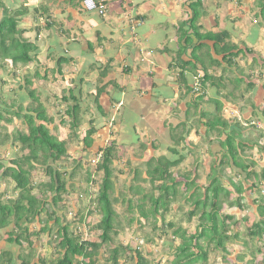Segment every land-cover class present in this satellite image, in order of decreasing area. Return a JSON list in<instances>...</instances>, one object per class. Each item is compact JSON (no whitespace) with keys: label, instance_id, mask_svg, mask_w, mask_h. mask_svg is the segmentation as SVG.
Instances as JSON below:
<instances>
[{"label":"trees","instance_id":"trees-1","mask_svg":"<svg viewBox=\"0 0 264 264\" xmlns=\"http://www.w3.org/2000/svg\"><path fill=\"white\" fill-rule=\"evenodd\" d=\"M47 1L44 0L37 7L22 2L11 8L0 2V8L5 15L0 21L1 70L21 77L20 69H29L42 53L43 43L39 39L44 32L50 31L54 35L53 30L56 29L57 35L69 39L71 30L65 29L64 24L57 26V20L52 14L53 6L60 1L62 4L59 5H66L61 7L62 11L67 12L71 7L74 11H80L84 9V0ZM94 1L97 5L103 4L106 10L110 2ZM205 1L193 0L184 7L187 14L192 11L188 14V20L193 33L185 39L192 48L193 59L184 62L183 66L195 68L188 72L195 76L194 83H199L201 88L196 92L187 80L186 71H179L178 84L185 92L182 93L184 95L181 101L186 102L187 110L174 109L173 113L178 118L174 125H168L169 120L162 121L163 124L158 120L156 129L140 127L149 130L145 136L147 141L140 138L137 134L140 132L138 126L133 125V132L138 135L139 140L137 143L131 142V150H124L123 147L120 149L117 141L93 150L94 136L99 134L100 129L111 126L110 136L118 138L120 134L114 130L125 122V118H120L122 122L114 118L115 106H119V101L110 95L108 86L113 83V87L120 89L117 82L112 81L106 86L97 87L94 92L85 93V86L89 84L90 78L89 66H82L79 62L85 57L88 64L90 57L101 45L115 41L114 33L109 39L102 37L97 31V44L88 40L86 45L75 35L73 38L76 37L81 46L76 53L68 46L67 49H54L50 52L48 59L55 63L58 76L70 85L68 88L67 84L61 91V98L54 96L56 102L51 106L57 108L58 117L55 118L60 119V123L55 126L56 134L48 127L55 121L54 117L47 116V104L51 102H47L49 98L42 101L41 92H38L39 83L47 77H42L37 69L35 76L24 78V83L18 88L8 81L0 82L11 87L6 94H0V171H3L4 178L15 183L14 191H18L13 204L0 201V232L6 233L7 243L15 244L19 248L14 259L12 253L4 251L9 258L0 262L1 264L12 263L15 259L17 264H75L76 261L80 264H97L96 258L101 250L110 253L109 260L113 264H119L122 254L125 257L124 264H152L141 251L140 240L148 245H160L164 241L165 247L174 250L170 264H209L211 255L222 256L224 264H237L229 257L232 252L227 247L228 243L234 242L242 244L241 255L250 253L255 264H264V165L261 164L264 153L261 152V157L258 158L260 166L256 165L253 155L250 154L256 148L257 152L260 149L264 152V146L261 145L264 141V128L257 124L264 123V109L260 110L254 102L257 91L261 94L264 90V84L258 86L259 80L264 77V58L257 57L252 47H246L244 52H235L238 49L232 41L234 30L202 32L204 26L198 24V21L206 15ZM233 1L242 6L243 0ZM127 2L120 0V14H127V18L135 17L136 22L146 18L137 13V10H132V1L130 7ZM255 6L260 11L255 14L254 26L257 28L253 30L262 27L257 20L264 18V0H257ZM68 14V21H71L73 14ZM28 15H34L33 22L42 20L43 24L25 26L27 19L24 18ZM98 16L105 22L104 16ZM181 45L179 43L180 51L183 52ZM235 54H242L247 58L252 55V65L243 68L236 61ZM108 61L109 66L103 70L98 67L91 74L98 71L100 79L106 78L113 69L111 64L115 59ZM125 68V73L131 74V67ZM68 71L73 74L66 78ZM209 91L213 93L208 95ZM84 96L88 103L85 109L82 108ZM224 101L238 104L236 117H224ZM156 102L157 105H164L159 100ZM93 105L96 106L94 109ZM64 106L66 109L63 110ZM117 112L120 113L118 116L122 113L119 110ZM246 114H250V117L243 118ZM67 117L69 122L66 121ZM84 117H87L90 128L80 138L77 129L83 123ZM15 120L20 121V124H16ZM191 123H196L195 135L199 142L203 141L202 144L190 141L193 139L189 140ZM23 126L26 128L25 132H21ZM201 126L205 127L204 132L200 130ZM68 129L75 135V144L82 145L86 151H94L93 158L85 161V175L77 174L64 160L66 145L71 142ZM166 131L169 132L167 136ZM11 138L14 140L13 156L8 154ZM165 143L169 145L164 153L162 146ZM217 147L221 150L214 151ZM191 156L193 161L188 169L184 163ZM197 156H202L201 163ZM93 162H96L94 171L90 168ZM115 162H118L116 167ZM205 165H208V169ZM37 170L45 175L46 180L36 181ZM117 173L129 175L125 182H121L115 177ZM97 174L102 177L98 196L94 198L92 206L83 209L80 203L91 195L87 185L96 182L94 176ZM75 179H79L80 184L73 182L70 186ZM117 189L120 190L117 196L119 201H122V205L131 215L128 225L138 226L135 230L137 234L133 236L137 240L132 239L125 246L110 249L107 246L112 245L119 233L124 231L120 215L113 208ZM234 190H237L238 196L233 195V205L247 212L241 219L225 215L219 208L218 196L228 193L232 196L233 192L230 191ZM74 192L78 193L79 206L68 224L71 214L67 209L68 200L69 195ZM245 192L248 193L244 194ZM248 194L256 196L250 207L244 205ZM254 205L257 208L254 209ZM95 213L100 215L96 224L92 223ZM44 214L48 217L46 224L33 235H50L56 230L54 240L59 241L61 250H55L57 257L54 260L36 257L33 241L29 240L30 226ZM250 217L253 219L250 220ZM86 225L92 226L94 231H100L101 242L85 241L78 236L77 231ZM147 228L150 229L146 230ZM23 242L28 243L29 252L23 248ZM130 247L133 251L127 253Z\"/></svg>","mask_w":264,"mask_h":264},{"label":"rangeland","instance_id":"rangeland-1","mask_svg":"<svg viewBox=\"0 0 264 264\" xmlns=\"http://www.w3.org/2000/svg\"><path fill=\"white\" fill-rule=\"evenodd\" d=\"M44 0H12V2H10V0H0V2H2L3 4H5L7 7L11 8V7H15V6H19L20 4H22V2L26 3L28 6H30V2L33 6H36L37 4L40 6ZM127 3H130V0H127ZM193 0H133L132 2H135V4H138L139 6L137 7V10L143 15V16H148L149 18L147 20L150 19V17L155 18V20L157 19L159 22V25L161 26L162 30L161 32H159V30H154L151 34V40L150 42L152 44L157 43H163V45L165 46L164 48L166 49H170L171 47V43L169 42V40H166V38L168 39H172V33L169 31V27L171 25H169V20H166L164 17L166 16L167 18H171L172 22L175 23V31H176V35H177V39L173 42H183L182 43V50H184V46L187 45V47L190 46V44L188 42H186V37L193 33V28H191V23H189V16L188 14H190L192 11L190 10V12L187 14L186 13V8H184L186 5H188L189 2H192ZM51 3L52 0H48L47 3ZM206 4L204 3L205 6H207L206 9V15L202 16L201 19L198 21V24L203 25V29L202 32H207V31H213L216 33H219L222 30H234L235 34L232 35V41L234 43V45H237V49L235 50V52H239L240 50H243V52L245 51L246 47H252L254 48V50L256 51V56L259 58H264V18H262L263 22L261 23L262 27L258 28V29H254L253 28H257L254 26V24H256V19L255 14L256 12H259L260 9L257 8L255 6V4L257 3V0H243L242 1V6H239L238 4L235 3V1H231V0H206L205 1ZM59 3H61L60 1L56 2L55 5L53 6V13L54 16L57 20V25H60L62 23H65V29H70L74 27V32L71 34V40L67 43L71 44L72 46L78 44L80 45L76 40L72 39L73 35L75 34L78 38V40H83L84 45L87 44V41H93L95 42V44H97V35L96 32L93 31L91 32V30H93L92 27H90L89 23L83 22L82 20V16L77 14L78 11H73L71 10V12H74L75 16H74V21L73 22H69L68 21V13H62V9L61 7H66V5H59ZM117 0H110V3H108V7H107V13H106V17H105V24L109 27L112 28L114 31V38L115 41H112L111 43H105V45H107L108 47L105 48H100L98 50H96L97 52H95L93 54L92 57H90V60L94 57H98V60L94 61L93 63H91L88 66L91 67H100L99 70H103L105 67L109 66L110 64L107 65V62L109 59L114 58L115 59V63L111 64V66H113V71L110 70L109 75L106 78H99V74H97L96 76H90L89 75V81L87 84V86H85L86 88V92H94L95 89L99 86H106L107 84H109L110 82H112L115 78L117 79V85L118 86H122L123 84H130V79L132 76H134L135 74H137L138 72H135V70L138 69L140 73L137 74V76H142V72L144 71L147 75V78H149L150 74L153 73L154 76L156 77V81H160L163 85H165V87H168L171 89V91L173 90V86H172V81L174 82V85L176 83V79L175 77L180 76L179 73H176L175 76L171 77V81L169 84V77L168 76H159L158 73L159 72H154V64H157V62L155 63L154 57L151 56V58L149 59H145V57H148L146 54L147 52L143 53V59H141L143 61L144 66H147V71L143 68V65L138 66L139 63L135 62L133 64V73L131 75L128 76L129 80L125 79V67L121 66L122 64L126 66L124 61L122 60V56L119 54V50L116 48V46L114 44L116 43H120L119 42V30L122 29L124 35H121V37H126V36H130V38L132 39V31H131V27L132 26H138L140 25V22H136L135 21V17L134 18H127V14H124L123 18L119 17L116 12L113 11L114 9V5L117 4ZM168 3V4H166ZM255 3V4H254ZM52 5V4H51ZM131 3L129 4L128 7H130ZM165 5V6H163ZM169 5V7H168ZM118 6V5H117ZM147 6V7H146ZM146 7V8H145ZM168 7V8H167ZM116 8V6H115ZM257 8V9H256ZM160 9L163 11V16H157L160 13ZM170 10V12L168 11ZM144 12V13H143ZM148 13V14H146ZM4 13L2 8H0V21L4 18ZM34 15H28L24 18L27 19V25L25 26H30L29 24H31L32 26H37V25H41L43 24V21H39V22H33V17ZM73 18V17H72ZM122 18V19H120ZM216 19V20H215ZM141 20L143 22H146V18H141ZM260 19L257 20V22H259ZM188 21V22H187ZM218 22V23H217ZM217 23V25H216ZM260 23V22H259ZM156 26V22L154 24ZM231 26V28H230ZM93 27H95L93 25ZM25 28V27H22ZM29 28V27H28ZM111 30V29H110ZM229 31V30H228ZM53 32L56 33V35L50 34V31H48L47 33H43V35L41 36V38L39 40H41V42L43 43V50L41 51L42 53L40 54L39 58L37 57L36 59V63L33 64L29 69H20L19 71V76L21 77H17L16 75H13L11 73H8V71H4L0 69V82L2 80L4 81H8L10 82V84H15L16 88H18L19 85H22L24 83V78L28 79V78H32L33 76H35V72L38 69V71L40 72L42 77H47L46 80H43L42 82L39 83V88H38V92L40 91V98L42 101H45L46 98H49L47 100V102H51L50 104H47L49 107L47 109V116L48 118H52V117H58V114H56L57 108H53L51 106H53V104L56 102V97L54 96H58V98L62 97V93L61 91L66 88L67 84H68V88H69V82L67 81V83L63 80V78L61 76H58V72L55 68V63L53 61H51L49 58L50 52L54 49H58L60 48L59 46H63L66 44V38H61L59 35H57V31L56 29L53 30ZM138 32L140 34H143V31L141 30V27H139ZM165 32V33H164ZM175 34V33H174ZM166 35V37H165ZM185 35V36H184ZM34 36V34L30 37L32 38ZM59 36V37H58ZM165 40H157V38H164ZM231 38V35H230ZM110 39V36H109ZM164 41V42H161ZM146 43V42H144ZM145 47H148V44H144ZM71 46V47H72ZM116 48V49H115ZM135 49H137V51L139 52L140 49L138 47H136ZM171 50L173 52H170V55H174L177 57V50L175 49V47ZM180 51V48H179ZM178 51V53H179ZM98 54V55H97ZM179 55V54H178ZM145 56V57H144ZM160 56V55H159ZM163 56V55H162ZM235 59L236 61H238L240 63L241 66L244 67H249L250 65H252L251 61L253 58L252 55H249V57L247 58L246 56L243 57L242 54H235ZM164 57V56H163ZM149 58V57H148ZM85 57L80 59V62H82V65L85 61ZM101 60V61H100ZM154 61V62H153ZM96 62V63H95ZM98 62V64L100 65H96ZM151 62L152 65H149V63ZM178 62V61H176ZM262 62V61H260ZM1 62H0V66H1ZM141 64V63H140ZM261 64V63H260ZM162 65L161 61H159V66ZM8 70V67H6ZM249 70V69H248ZM93 71V70H92ZM90 71V73L92 72ZM181 71V70H179ZM73 73H70L69 71L67 72V76L66 78H69L70 76L72 77ZM195 76H188L187 80H194ZM159 82V83H160ZM256 82V81H255ZM167 83V85H166ZM111 85L108 86V91L110 93V95H114V93L116 92V88L113 87V83H110ZM169 84V85H168ZM264 84V77L263 79L258 83V86ZM263 86V85H262ZM11 87L8 85H2L0 83V94H6V92L8 91V89H10ZM264 88V87H263ZM259 89V87L257 88V90ZM44 90V92H43ZM261 91V90H260ZM170 92V91H169ZM211 93H213V91H209L208 95H211ZM119 94V93H116ZM257 96H254V102L256 104H258V107L260 108V110L264 109V101H263V96H264V90H262V93L259 94L257 91ZM259 94V95H258ZM49 96V97H48ZM168 96L167 95H160L161 98V102L164 103V105L166 106L165 110H160L159 113V105H157L155 103V105L150 104L148 101H146L145 99H142L138 96L133 97V95L131 96H126V98L129 100V108L127 106V104H123L122 100L123 98H121V100H119V106H115V113H114V118L116 121H121V117L124 116L125 118V122L122 125H118V128H116L114 130V132H119L120 136L117 138L115 136H110V131L111 126H107L104 129H100L99 134L94 136V148L93 150H97L98 147H106L108 146V144H111L113 141H117L118 146H120V149L123 147L124 150H126L127 148L129 150L132 149L131 147V142H135L137 143V141L139 140L138 137L136 136V134H134L133 132V128H129L130 126L134 125L137 123L136 125L138 126V129H140V127L143 128H148L149 130H153L156 129V127H158V115L160 116V120H162L161 118H169L171 113L169 115H165L162 114V112L166 113L169 110H172V103L163 100L166 99ZM86 97L84 96V100L85 101L82 104V108L85 109L87 107L86 103ZM182 98V93L181 91L178 94V102H182L181 101ZM154 99V98H152ZM10 100V99H9ZM158 100V99H157ZM6 101V99H5ZM3 101V103L5 102ZM126 101V99H125ZM28 103H30V101H27ZM121 102V103H120ZM2 104V103H0ZM224 104L226 106L225 108V112H224V117L227 118H233L236 117L237 112V106L238 104H231L229 102L224 101ZM134 106L135 108H139L141 107V109L143 110V113L141 112V116H136V112L134 111ZM91 107V104H90ZM96 106L93 105V109ZM66 109V107H63V110ZM122 112L120 116H118L117 111ZM138 110L139 109H135ZM180 111V110H179ZM4 114H6L5 111H3ZM175 118L176 115H172ZM243 118H248L250 117V114H246L244 116H242ZM114 120V119H113ZM16 121V124H20V121ZM66 121L69 122L70 119L67 117ZM135 121V122H134ZM122 122V121H121ZM168 122V125H174V121L173 119H170ZM60 123V119H56L55 121L50 123L48 125V127L52 130L53 134H56L55 131V126L57 124ZM259 124V126H261V128H264V123L263 122H257ZM163 124V122H162ZM196 123H191V129H190V134H189V140L190 141H195L197 144H202V142L198 141V137L195 134V126ZM160 126V125H159ZM90 128V124L88 122L87 117H84V121L81 124V126L77 129V135L81 137H83V135H85L86 131ZM148 129H145V131H149ZM21 132H25L26 128L23 126L21 127ZM200 130L202 132L205 131V127L201 126ZM68 132L71 133V130L68 129ZM68 133V134H69ZM143 132H141L142 134ZM256 135H259L258 132H254ZM147 135V134H146ZM70 136V141L66 146H67V153L65 155V162L68 165V167H70V169H74L77 174L81 173L83 175H85L86 171H87V166L85 165V161H90L93 158V154L94 151L92 152L91 150L86 151L84 149V147L81 145H77L75 144V135L72 132L71 134H69ZM140 138L143 141H147V139H145V134L143 133ZM145 139V140H144ZM259 141L261 139H258ZM12 143H14L13 138H11L9 140V156H13L14 155V147L12 145ZM169 143H165L162 146V150L164 151V153L166 152V148L168 147ZM261 145L264 146V141L261 142ZM128 146V147H126ZM206 147L203 148V151H205ZM221 149L219 147H217L216 150L214 151H220ZM259 152V153H258ZM257 152V148L252 150V154L253 158L256 161V165L260 166L259 163V157L261 152L264 153L263 151H261V149ZM200 156H197L198 160H199ZM264 158V157H263ZM202 156L200 157V163L202 160ZM125 161V159H124ZM123 161V163H124ZM193 161L192 156L189 157L187 159V161L184 163L185 166L188 167V169H190L189 165L191 164V162ZM97 162V161H96ZM96 162L94 164H92V167L90 166L91 170L94 171L95 166H96ZM122 163V162H121ZM122 163V164H123ZM121 164V165H122ZM202 164L204 165V161L202 162ZM208 164V163H207ZM262 165H264V160L263 162H261ZM115 167L118 165V162H115ZM124 166V165H123ZM206 169H208V165ZM126 170V168H125ZM259 170V168H258ZM36 174V181L37 182H41L46 180L45 175L40 172V170H37ZM127 175H124L123 178H126ZM96 182L95 183H91L87 185L88 191L91 193V195H89V198H86L85 200H83L80 205H82V208L84 209L86 206H92L93 200L96 196H98L99 190H100V186L102 183V177L100 174H97L94 176ZM116 177V175H115ZM73 182L78 185L80 184L79 179H75L70 183V186L73 184ZM48 184V183H47ZM46 185V184H45ZM83 186L86 187V184H83ZM15 188V183L12 181H9L7 178H4L3 176V171H0V201H6L9 204H13L14 201L16 200L17 196H18V191L15 192L14 191ZM118 191V189H117ZM114 195V201H113V208L114 210L120 215L119 219H120V223L124 226V231L120 232L119 235L117 236L116 240L114 243H112V245H108V248H115L117 246H125L127 244H129V242L134 239L137 240L135 236V234H137L135 232L136 228L138 227L136 224H133L132 226L128 225V220L130 219L131 215L129 214V212L127 211L126 207L122 205V201H119V198L117 197L120 193V190ZM232 193V196L230 195V193L228 194H220L218 196L219 198V208L223 210V213L225 215H231L236 219H241L244 218V216L247 215L246 210H240L238 209L235 205H233L232 203V197L234 196H238L237 190L234 191H230ZM248 192H245L244 194H247ZM77 192L72 193L68 200V206L67 209L69 210V212L71 211V214H69L68 217V224L72 221V218L74 217L73 215L75 213H77L78 211V200H77ZM250 194H248L247 196H249ZM97 198V197H96ZM254 198H256L255 195L249 196L247 197V201L243 202V204L245 206H249L252 203V200H254ZM253 208H257L255 205L253 206ZM48 217L44 214L42 215V217L38 218L37 221H35V223H33L30 226V235H29V240L31 239L33 241L34 247L36 249V257H45L48 260H54L57 257V253H56V249L57 250H61L60 247V243H58L59 241L54 240V236L56 233V230L54 229V231L48 235L46 233H44V235L41 236H37V235H33V233L37 230H40V228H42L46 222H47ZM93 221L95 224L98 223L99 219H100V215L99 214H94L92 217ZM250 220L253 219V217L249 218ZM51 225H53L51 223ZM74 227V224H72V228ZM92 226H88L86 225L85 227L81 228V232L84 233V237L86 239H88L89 241L91 240L92 242H96L99 243L102 241V239H100V231H94V229H92ZM150 228H147L146 230H149ZM7 235L4 232H0V262L8 259L9 257L4 254V251H8L10 253H12L13 255V259L16 258V251L19 249L17 248V245L15 244H11V243H7L6 241ZM143 241H139V246L140 249H142L141 251L147 255V258L149 260H151L152 264H170V262L173 260V249L170 250L168 247L164 246V241L162 242V244L160 245H148L145 242L142 243ZM23 248L25 249V251H28V243L23 242ZM178 245V243L176 244ZM175 245V246H176ZM132 247V246H131ZM130 247V248H131ZM228 249L232 252L229 257H231V259L235 262H237V264H255L254 262V257L250 254V253H245L244 255H241V250H242V244H240L239 242H234V243H228L227 244ZM131 251H133V248L128 249L127 253H130ZM29 252V251H28ZM241 256V259L239 260L238 257ZM111 258L110 253H106L104 250H101L99 252L98 257L96 258V261L98 262L97 264H103L106 261V264H113L112 260H109ZM120 261L119 264H124V254H122V257L119 258ZM16 260V259H15ZM15 260H12V263H8V264H17L15 262ZM94 260V259H93ZM109 260V261H108ZM95 261V260H94ZM162 262V263H160ZM209 264H224L223 260H222V256H214L211 255L209 258ZM1 264V263H0ZM75 264H80L79 262H75Z\"/></svg>","mask_w":264,"mask_h":264},{"label":"crops","instance_id":"crops-1","mask_svg":"<svg viewBox=\"0 0 264 264\" xmlns=\"http://www.w3.org/2000/svg\"><path fill=\"white\" fill-rule=\"evenodd\" d=\"M27 1H29V0H27ZM131 1L132 0H130V2ZM10 2H12V0H10ZM117 2L118 3L113 6L114 7L113 11L116 12V14L119 17H122L123 18L124 14H120L119 13L120 12V9H121L120 8V5H121L120 4V0H117ZM29 4H30V6H33L31 4V2ZM166 4H168V3H166ZM37 6H39V5L37 4L36 7ZM115 6H116V8H115ZM138 6H139L138 4L137 5L135 4L132 9L136 11ZM163 6H165V5H163ZM168 7H169V5H168ZM71 10L74 11V9H72V7H71V8H68L67 9V12H64V11H61V12L65 14V13L71 12ZM75 11H78L77 14H79V15L82 16L83 22H86V23H89L90 24V27L93 28V30H91V32H93V31H95V32L99 31L102 34V37H109L112 33H114L115 30L113 31L112 28H109L105 24V22H103V20L98 16L99 14L97 15V13H92V12L86 10L85 7H84L83 10H80V11L79 10H75ZM168 11L170 12V10H168ZM88 12H90V13H88ZM136 12L139 13L140 15H142L138 10ZM71 13L73 14V19L71 21H69V22H73L74 19H75L74 18V16H75L74 14L75 13L74 12H71ZM162 13H163V11L160 9V13L158 15H156V18H157V16H160V15L163 16ZM146 14H148V13H146ZM104 17H106V14L104 15ZM122 18H120V19H122ZM148 18L149 17L146 16V20ZM164 18L166 20H169V25H171L169 27V31L172 33V39L166 38V40H169V42L171 43V47H170L169 50L166 49V48H164L165 46L163 45V43H157L156 42L155 44H152L150 42V40H151V34H152V32L154 30H159V32L163 31L162 28H161V26L159 25L158 20L157 19L155 20V18H153V20H152L151 17H150L149 20H147L144 23L143 27H141V30L143 31V34H140L138 32V29L139 28H137V31H135L134 33H132V39L130 38V36H126V37L123 36V37H121V35H124V33H123L122 29H120L119 30V35H120L119 42L120 43H116L114 45L119 50V54L121 53L120 55L122 56V60L124 61V64L125 63H128V64H126V66H130L131 67V70H132L131 71V74L133 73V67L132 66H133V64L135 62L139 63L138 66H140V65L142 66L143 65V68L147 71V69H148L147 66H144V64H143V61H145V60H143V61L141 60V59H143V53L144 52H147L146 55L149 58L144 56L145 59H148V61H149V59L152 56V57H154L155 63L157 62V64H154V72L155 71L156 72H159L158 73L159 76H168L169 77V84H170L171 77L175 76V74L178 73L179 70L186 71V76L188 77V76H193V75L190 74L191 72H188V71L191 70V69H195V68H193V66H187V67H185L186 69L184 68L183 63L184 62H189L190 60L193 59V57L191 55L192 48L190 46L187 47V45H186V46H184V51L183 52L179 51V43H183V42H173V41H175L177 39V35H176V31H175V23L172 22V19L171 18H167L166 16ZM155 22H156V26L154 25ZM62 24H65V23H62ZM60 25H57V26H60ZM93 25L95 27H93ZM69 30H71V33H70V35H71L74 32L73 31L74 30V27L73 28H70ZM54 35H56V33H54ZM73 36H75V34ZM165 37H166V35H165ZM165 37L164 38H157V40H165ZM61 38H64V37H61ZM72 39H74V38H72ZM70 40H71V36L69 37L68 40H66V44L65 45H63L62 47L61 46H59V47L61 49H67V46H68V48L71 47L72 46L71 44H69L70 46L67 45V41L69 42ZM144 42H146V43H144ZM161 42H164V41H161ZM194 43H196V41ZM144 44H148V47L147 46L145 47ZM101 46H102L101 47L102 49L105 48V47H108L107 45H105V43L103 45H101ZM80 47H81L80 45L76 44V45L72 46L71 49L73 50V52L75 51V53H76V51ZM136 47H138L140 49L139 52L137 51V49H135ZM174 47L177 50V53H176L177 54V57L174 56V55H170V52H173L171 50V48L173 49ZM60 48H58V49H60ZM178 51H179V53H178ZM79 59H78V61H79ZM96 60H98V57L97 56L94 57V58H92L89 63L91 64V63H93ZM159 61H161V63H162V65H160V66H159ZM176 61H178V62H176ZM108 62H107V65H108ZM115 62L116 61H114V63ZM81 64H82V62H81ZM84 65H88L86 63V61H84V63H83L82 66H84ZM96 65H100V64H98V62H97ZM149 65H152L151 62L149 63ZM121 66H124L125 67V65H123V64ZM97 68L96 67H91V68L88 67V73H89V75L90 76H96L97 74H99L98 71H95L93 74L90 73V71L96 70ZM113 70L114 69H112V71ZM196 70H197V68H196ZM135 72H138V73L141 74V72H139L138 69L135 70ZM131 74L125 73V76H127V77H125V79L129 80L128 76L131 75ZM137 74H135L134 76L131 77L130 84H126V85L123 84L122 86H118L117 85L121 89V91H120V89H116V92L113 95L114 97H116V100L119 101V100H121V98H123L122 99V100H124L123 101V104L124 105L127 104L128 108H129V100L126 98L127 95L128 96L133 95V97L138 96V97H140L142 99H145L146 101H148L152 105H155V103H157L156 102L157 99L159 101L161 100V98H160V95L161 94L167 95L168 97L166 99H163V100H166L167 102L169 100V102L172 103L171 105H172L173 108H172V110H169L166 113L165 112L164 113L162 112V114L169 115L171 113V115H170L169 118H167V117L166 118H161L162 120H160V118H159L160 116L158 115V120L162 122V121H166V120L173 119V121L177 123L178 122V118H175L174 116H172L174 114L173 113L174 112V109L177 108V109L182 110V111H186L187 110V104H186L185 101L184 102L182 101L181 103L178 102V94H179V92L180 91H181V93H185V92L183 91V89H181L179 87L178 80H177V76L175 77V79H176L175 85H174V82L172 81L173 90L171 91V89L169 88V86L171 84L170 85L168 84L169 86L168 87H165V85H163L160 81H158V80L156 81V77L157 76H154L153 73L150 74L149 78H147V76H145L147 74L144 71L142 72V74H143L142 76H139V75L137 76ZM117 79L115 78L113 81H116ZM194 81L195 80H189L191 86H192V84H194ZM166 85H167V83H166ZM116 93H119V94H116ZM183 95L184 94H182V96ZM152 98H154V99H152ZM125 99H126V101H125ZM175 103H177V106L175 105ZM159 106H160L159 107V113H160V110H163L164 111L165 108H166L165 105H160L159 104ZM135 109H139V111L138 110H135ZM134 111L136 112V116H141V112L143 113V110L141 109V107L135 108V106H134ZM136 123H137V120H136ZM134 125L136 126V124H134ZM134 127L132 125L129 128H133V131H134ZM138 130H140V132L137 133V134H139L141 136L144 133L145 136H147L146 135L147 132L144 129H138ZM141 132H143V133L141 134ZM168 134H169V132L166 131L165 132V136H167ZM136 136L138 137V135H136ZM125 171L127 172V169ZM124 175H127L126 178H128V175L129 174H127V173L118 174L117 173L116 174V177L119 178L121 182H125V179L126 178H123Z\"/></svg>","mask_w":264,"mask_h":264},{"label":"built area","instance_id":"built-area-1","mask_svg":"<svg viewBox=\"0 0 264 264\" xmlns=\"http://www.w3.org/2000/svg\"><path fill=\"white\" fill-rule=\"evenodd\" d=\"M84 6H85L86 10H88L90 12L96 11L100 15L105 13V8L106 7L103 4L97 5L94 0H85L84 1ZM131 31H134V26L131 27ZM199 90H200L199 87H197L195 91L197 92Z\"/></svg>","mask_w":264,"mask_h":264},{"label":"clouds","instance_id":"clouds-1","mask_svg":"<svg viewBox=\"0 0 264 264\" xmlns=\"http://www.w3.org/2000/svg\"><path fill=\"white\" fill-rule=\"evenodd\" d=\"M85 1V0H84ZM133 1V0H132ZM83 5H84V2H83ZM133 6L135 5V2H133V4H132ZM137 5V4H136ZM85 7V6H84ZM86 9V8H85ZM106 10V9H105ZM133 10V9H132ZM92 13H97V14H99L98 12H96V11H93ZM106 13H104V14H101L102 16H104ZM100 15V14H99ZM131 18V17H130ZM261 21V22H260ZM140 22V25H138V26H134V31H132V33H134L135 31H137V28H139V27H143V25H144V23H143V21H139ZM259 22L260 23H262L263 22V20H259ZM258 22V23H259ZM122 29H124V28H122ZM192 87L194 88V90H196V88L197 87H199V89L201 88L200 87V84L199 83H194V84H192ZM199 92V91H198ZM196 96H198V94L196 95ZM258 124V123H257ZM258 126H259V124H258ZM93 163H95V162H93ZM77 234H78V236H81L82 237V239L83 240H85V241H88V239H86L85 237H84V233L83 232H81V230H78L77 231Z\"/></svg>","mask_w":264,"mask_h":264}]
</instances>
